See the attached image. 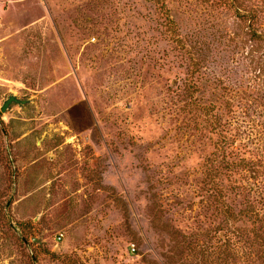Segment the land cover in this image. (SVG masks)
<instances>
[{
  "label": "rangeland",
  "instance_id": "obj_1",
  "mask_svg": "<svg viewBox=\"0 0 264 264\" xmlns=\"http://www.w3.org/2000/svg\"><path fill=\"white\" fill-rule=\"evenodd\" d=\"M261 26L264 0H0V264H264Z\"/></svg>",
  "mask_w": 264,
  "mask_h": 264
},
{
  "label": "water",
  "instance_id": "obj_2",
  "mask_svg": "<svg viewBox=\"0 0 264 264\" xmlns=\"http://www.w3.org/2000/svg\"><path fill=\"white\" fill-rule=\"evenodd\" d=\"M29 103H30V101L21 100V99L18 98L17 94H13V95L9 96V98L4 102L3 106L1 107V112L2 113H6L7 110L10 108V106L12 104H18L21 107H23V106H25V105H27ZM32 241L34 243H37V244H40V245H42L44 243L41 238H39V239L38 238H33Z\"/></svg>",
  "mask_w": 264,
  "mask_h": 264
},
{
  "label": "trees",
  "instance_id": "obj_3",
  "mask_svg": "<svg viewBox=\"0 0 264 264\" xmlns=\"http://www.w3.org/2000/svg\"><path fill=\"white\" fill-rule=\"evenodd\" d=\"M244 13L245 12L239 11V14L241 17L244 16ZM261 18H262V16L258 17V14H255L253 21L258 24L261 21ZM259 24H261V23H259ZM255 33L256 34H254V36L256 39L264 41V26L258 27L257 30L255 31Z\"/></svg>",
  "mask_w": 264,
  "mask_h": 264
}]
</instances>
